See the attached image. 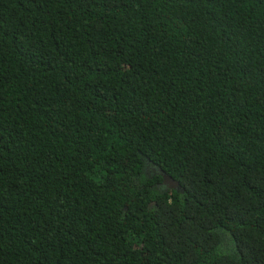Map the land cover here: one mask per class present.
Here are the masks:
<instances>
[{"label":"trees","instance_id":"1","mask_svg":"<svg viewBox=\"0 0 264 264\" xmlns=\"http://www.w3.org/2000/svg\"><path fill=\"white\" fill-rule=\"evenodd\" d=\"M0 264H264V0H0Z\"/></svg>","mask_w":264,"mask_h":264},{"label":"water","instance_id":"2","mask_svg":"<svg viewBox=\"0 0 264 264\" xmlns=\"http://www.w3.org/2000/svg\"><path fill=\"white\" fill-rule=\"evenodd\" d=\"M162 183L168 189H178L180 184L165 173H162Z\"/></svg>","mask_w":264,"mask_h":264}]
</instances>
